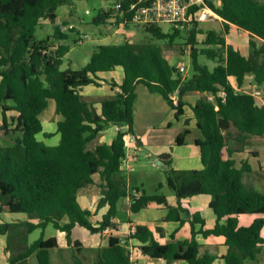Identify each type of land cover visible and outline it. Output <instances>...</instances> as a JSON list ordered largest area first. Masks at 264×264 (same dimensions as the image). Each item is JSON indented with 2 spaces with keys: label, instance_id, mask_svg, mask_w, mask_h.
Masks as SVG:
<instances>
[{
  "label": "trees",
  "instance_id": "1",
  "mask_svg": "<svg viewBox=\"0 0 264 264\" xmlns=\"http://www.w3.org/2000/svg\"><path fill=\"white\" fill-rule=\"evenodd\" d=\"M73 1L76 0H0L1 131L14 136L11 142L0 144V214H26L39 220L24 224L28 232L53 225L66 234L68 244L80 254L83 245L73 239L74 230L81 228L101 235L107 229H115L118 204L130 196V210L134 214L156 203L170 210L165 222H180L184 226L187 220L181 214L190 218V237L177 240L175 232L168 243L159 241L165 232L162 227L153 231L146 225L136 226L128 240L141 244L138 249L142 255L164 259L167 264H216L218 258L226 264L256 260L264 245V193L244 183V175L251 173L252 167L247 161L238 167L233 158L237 149L229 145L232 127L239 131L238 142L243 145L249 136H264V105L258 104L254 94L243 90L249 76L259 87L264 85V0H220L219 6L210 3L223 20V29L209 30L202 42L198 39L204 34L201 23L171 31L144 27L155 40L175 45L183 39L184 47L192 46L190 77H184L170 64L161 45L129 41L99 46L81 70H61L70 51L65 44L68 34L56 27L53 37L57 45H53L51 38L36 41L35 36L43 19L55 21L58 8ZM123 2L127 9L128 0ZM111 14V9L101 11L94 23H106ZM122 22L125 26L133 25L131 14L127 13L125 19L118 17L115 23ZM232 25L249 33L248 55L227 44ZM181 52L184 54V48ZM200 56L215 61L217 66L211 70L202 65ZM118 67L124 72L121 92L96 103L88 102L80 93L82 88L100 87L98 74ZM231 77H235L238 88L232 85ZM141 84L151 93L162 95L176 110L178 119L185 114L183 98L187 93L197 91L206 95L192 107L201 133L195 144L204 168L178 170L172 166L171 154L161 156L166 163L167 185L177 198V206L169 205L167 196L160 193L163 183L158 184L155 194H140L139 188L128 186L123 174L125 136L134 132L136 89ZM117 86L112 83V88ZM175 92L179 93L178 105L171 100ZM49 100L56 102V113L62 116L57 123V145L38 139L44 132L41 117ZM10 112L15 116L9 118ZM110 125L128 130L120 131L111 144L90 149ZM189 134L190 130L185 129L176 144L184 145ZM44 137L51 138L52 134L44 133ZM97 173L102 179L103 195L98 208L108 205L109 210L102 221L94 224L91 211L79 204L78 193L94 183ZM202 195L212 198L209 207L216 216L213 228L206 227L199 211L191 213L183 206V200ZM246 216L251 217L247 224L242 222ZM15 226L0 224V235L7 236ZM199 235L205 239L223 238L226 252L220 257L201 253ZM58 246L56 237H42L12 257L9 264H20L33 255L39 264H51L50 250ZM98 250L94 264H135L128 245L117 236H110L107 246ZM74 257L76 264H82L77 255Z\"/></svg>",
  "mask_w": 264,
  "mask_h": 264
},
{
  "label": "rangeland",
  "instance_id": "2",
  "mask_svg": "<svg viewBox=\"0 0 264 264\" xmlns=\"http://www.w3.org/2000/svg\"><path fill=\"white\" fill-rule=\"evenodd\" d=\"M116 4L117 2L114 0H76L66 3L58 8L56 12L57 18L55 21L45 19L42 20L41 25L37 28L35 39L36 41H41L51 38L53 45H57V41L53 37L55 34V28L60 27L63 32L68 34V39L65 41V44L70 47V51L64 58V62L60 67L63 71L68 69H83L90 62L92 55L101 45L122 44L129 41L132 43H156L161 45L166 58L169 59L174 67L179 68L184 66L187 69L189 76L192 75L193 68L191 58L189 55H185L181 52L182 48H184L183 39H179L175 45H169L167 42L158 41L152 38L146 33L143 26L134 24L130 26L117 25L114 20H108L106 23L101 25L94 23L95 18L101 11L114 8ZM87 11H89V13H87ZM200 25L204 34L200 35L198 38L199 42L206 39V33L209 30L219 31L223 29V24L220 20H213L201 23ZM162 29L164 31L172 30L168 26H162ZM247 39L248 37L241 36L236 30H233L228 36L229 44L241 49L244 53H248L250 51L248 46L249 44L246 42ZM202 47L203 46H201V48ZM199 61L202 65L209 66L211 70L217 66L215 61L210 60L205 56H200ZM233 82L236 85L235 81ZM247 84L248 87L246 90L249 93L254 94L258 101H261L260 97L264 94V85L259 87L252 79H250ZM92 89H95V87H92ZM58 117L62 119V117L56 113V102L54 100H49V106L42 119L46 122L47 119H58ZM109 127L112 128V125ZM237 132L239 131L234 127L230 129V133L233 138L234 135H237ZM13 137L14 136L6 135L4 131H1L0 126V144H7L11 142ZM233 138H230V145L233 147L236 145L238 151L243 149L237 154L238 166H242L244 161H248L252 166V172L244 175V183L251 188L264 193V137L249 138V140L246 141L248 143L247 146L245 145L246 143L243 145L240 144V142L233 141ZM131 167H134L135 170L133 169L129 171L125 177L131 186H137L141 189L143 188L147 194H155L158 192V184L163 183L164 187L160 193H164L170 199L175 197V194L167 185L166 172L152 161L147 152L141 153L138 160L132 161ZM209 198L212 199L209 196L188 199L186 205H191L193 208H199L197 204H199L200 201H204ZM200 210H202L204 216L206 217L208 226L212 227L214 224L211 222V217L213 216L215 218L212 210L207 207ZM22 215L24 214H0V224L11 223L16 225L6 236L7 248L5 251L10 252V259L24 251L27 247L42 237L45 239L56 237L59 241V246L56 249L50 250L51 264H76L74 255H77L82 264H94L98 259V249L102 248V245L105 246L107 244L109 235H115V231H119V228L116 225V228L113 231H108V233L103 234L104 236L98 235L97 239L99 237V247L98 249H92L91 243L95 244L96 236L92 234L87 235V231L85 229L76 230L74 232V238L76 240H80L83 245V248L81 249L82 252L79 254L76 249H73V247L66 244L64 238H62L63 234L56 230L53 225H49L45 230L36 229L32 232H28V229L24 224L29 220V217ZM119 215L124 217L127 216L121 213ZM147 216H151V219L156 220L158 212L152 209L147 211L144 210L141 212V215L137 214L136 218H148ZM243 220L244 223H248L251 220V217L247 216ZM122 238L124 240L123 242L128 245L133 260L137 263H141L140 254L136 249V246L128 242L127 235ZM201 251L202 253H213L215 255H219L222 251L221 241H203ZM21 264H39V262L35 256H32L29 261L22 262ZM180 264L186 263L180 262ZM217 264L226 263L219 260ZM245 264H264V245L261 248V252L257 255V259H248L245 261Z\"/></svg>",
  "mask_w": 264,
  "mask_h": 264
},
{
  "label": "crops",
  "instance_id": "3",
  "mask_svg": "<svg viewBox=\"0 0 264 264\" xmlns=\"http://www.w3.org/2000/svg\"><path fill=\"white\" fill-rule=\"evenodd\" d=\"M45 20H48V19H45ZM220 22L223 24L222 19L220 20ZM233 30H236L241 36L248 37L246 42L249 44L250 37H249L248 32L238 28L235 25L231 26L230 34L232 33ZM229 35H227V37H226L227 44H229V42H228V36ZM61 42L63 43V41H61ZM235 48L238 49L239 51H241V53L243 55H248L250 52L249 51L248 53H244L241 49H239L237 47H235ZM53 49H55V48H53ZM170 64H171V62H170ZM98 79H99L98 82L101 84L100 87L95 86V85H90V86L82 88V90L80 91V93L84 96V98L88 102L96 103V102H99L103 99H106L108 97L114 96L115 94L119 93V90H120L119 86L123 83V79H124L123 68L118 67L114 71L100 73V74H98ZM250 79L253 80V76H249L247 78V82L250 81ZM230 81L235 88H238L235 77H231ZM233 81H235L236 85L234 84ZM0 82H1V78H0ZM112 83H116L118 86L116 88H112ZM92 87H95V89H92ZM247 87H248V84L246 83V85L243 88V90L246 92H248L246 90ZM136 93H137V99H136L135 106H134L135 126H134V132L130 133L136 137V144H135L136 150H133L131 152V155L135 154L137 156V160H138L141 153L147 152L149 157H151L152 161L155 164H157L159 167H161V169H163L164 171L166 170V163L161 158V156L164 154H171L172 155V159H173L172 166L175 169H178V170H200V169H203L204 166L202 164L201 153H200L199 148L195 144L196 139L201 136V133L197 127V120L195 118L192 107L195 106V104L202 97H204L206 95H203L197 91L187 93L183 98V100L186 103V106L184 107L185 114L181 118L178 119V118H176V110L172 108V106L162 97V95H160L158 93H151L148 90V88H146L142 84L138 85V87L136 89ZM209 98L213 99V97H211V96ZM256 100H257V98H256ZM257 102H258V104H261L262 101L257 100ZM7 115L9 118H11V116H15V114L13 112L8 113ZM43 115H42V117H43ZM60 120H62L60 117H58V119H55V118L54 119H47L46 122L42 119L43 126H44V132L38 136V139L43 140L48 145L59 144L60 135L57 133V123ZM186 121L189 122L188 125L186 124ZM2 123H3V115H2V112L0 111V126L2 125ZM118 126L120 127V125H112V128L108 127L103 132H101L100 135L98 136V138L90 145V149H94L99 144H104V143L111 144L113 142V140L115 139V137L117 136V134L120 132L118 130V128H119ZM185 129H189L190 134L187 136L186 142L184 145H181V146L177 145L176 144L177 137ZM127 130H128L127 127L121 126L122 132L127 131ZM44 133L52 134V137L51 138H45ZM251 137L261 138L259 136H249L246 139V141H248L249 138H251ZM232 138H233V136H231V139ZM238 138H241V135L239 132H237L236 136L234 135L233 141L238 142ZM237 142H235V143H237ZM245 143H246L245 145L247 146L248 143L247 142H245ZM229 146L231 149H233V148L237 149L236 145L234 147L232 145H229ZM242 150L243 149H240L239 151L237 150L234 153L233 158H235L236 161H237V154ZM227 155L228 154L225 153L226 157H227ZM131 162H130V166H131ZM238 167H241V166H238ZM131 169L133 170L134 167H131ZM122 170H123L124 176L126 177V174L129 171H127L125 168H122ZM93 180H94L93 184H91V185H89V186H87V187H85L79 191L78 202L83 209L91 211L92 216L90 217V220L92 222L94 221L93 222L94 224H97L98 222L102 221L103 216L109 210V206L106 205L103 208H100V209L98 208L99 201L103 196L102 195V186H101L102 185V179H101L100 174L99 173L95 174L93 176ZM127 183H128L129 187L138 188L137 186H131L129 184L128 180H127ZM139 189H140V194H141L142 191H144V190H143V188L142 189L139 188ZM202 196H206V195H202ZM202 196H196V197L189 198V199L199 198ZM167 198H168V204L169 205L177 206L178 201H177L176 196L172 197L171 199L167 196ZM187 200L188 199L182 201L183 206L188 208L191 213H195V212L199 211L202 214V217L206 220V227L207 228H213L216 224V216L214 215L215 216V218H214L211 215L212 216L211 222L214 225L212 227H209L206 217L204 216L202 210H200V209H205L206 207L208 209H210L209 205H210V202L212 199L209 198V199H206L204 201H200V203L197 204V206L199 208H195V207L193 208L191 205L190 206L186 205ZM130 206H131L130 196L123 198L119 202V204H118V216L114 219V222L118 226L119 231H115L116 234L115 235H109V237L110 236H117L122 241H124L122 237L127 235L129 238V236L132 233H134L135 228L138 225H146L149 228H151L153 231H156L157 227H162L165 231L164 236L159 237V241H161L162 243L170 242L171 241V235L175 232H176V239L177 240L187 239L191 235V228H190V224L188 222L190 220V218L188 219L186 217V215L183 213L181 214V217L183 219H186L187 222L184 226H181L180 222H175V221L165 222L164 221V219L169 215V212H170L169 208L165 205H158L156 203H153L149 208L144 209L146 211L149 209L157 211L158 216L156 217V220L151 219V216L150 217L147 216L149 219L148 218L137 219L136 218L137 214L141 215V212L144 210L140 211L137 214H134L131 212ZM120 213L127 215V216H125V217L120 216L119 215ZM2 214H6V213H2ZM8 214H10V213H8ZM22 216L29 217L26 214H24ZM246 217H243V219ZM243 219H242V222L244 223ZM27 222L38 223L39 220L29 218V220ZM64 222H67V220H65ZM245 224H247V223H245ZM200 228H201V225L198 224L196 226V229L199 230ZM79 229H81V228H76L74 230V232L76 230H79ZM113 230L114 229H111L109 231H113ZM81 232H84V231H81ZM61 233L63 234L62 238H64L66 244L68 246H70L67 242L66 234L64 232H61ZM86 234L90 235L91 233L89 231H87ZM103 234H105V233H103ZM103 234H101L99 236H104ZM95 236H96L95 244L91 243L92 249L93 248L98 249V247H99V237L97 239L98 235H95ZM128 238H127V240H128ZM73 239L76 240L74 238V234H73ZM108 240H109V238L107 239V241ZM198 240L202 246H203V241L206 242L208 240H220L222 251L219 255H216V256L220 257L221 255H223L226 252V248L224 246V239L223 238L211 237L209 239H205L201 235H199ZM6 241H7L6 236L0 235V264H9V262H10V258H9L10 252L5 251V249L7 248ZM128 242H130V244L135 245L136 249L138 250V252L140 254L141 263L140 262L137 263L134 261L135 264H167V262L164 259H152L148 256L142 255L138 249V247L141 244L137 240L130 239V240H128ZM58 243H59V241H58ZM107 244H108V242H107ZM107 244L105 246H107ZM105 246L102 245V248ZM54 249H56V248H54ZM201 253H202V251H201ZM211 254H213V253H211ZM33 256H35V255H33ZM50 257H51V254H50ZM29 259H27L26 261H29ZM219 260L223 261L222 259L218 258L216 261V264ZM51 263H52V261H51ZM175 263L180 264V262H175Z\"/></svg>",
  "mask_w": 264,
  "mask_h": 264
},
{
  "label": "built area",
  "instance_id": "4",
  "mask_svg": "<svg viewBox=\"0 0 264 264\" xmlns=\"http://www.w3.org/2000/svg\"><path fill=\"white\" fill-rule=\"evenodd\" d=\"M210 3L219 6L220 0L214 2L210 0H128V8L125 9L123 0L117 1L114 8H111L112 14L109 20L117 21V18L125 19L126 14H131V22L138 26H168L172 30H183L191 27L194 23H205L213 20H221V18L213 11ZM89 13V11H87ZM123 26L125 23L122 22ZM192 46L184 47V54L191 56ZM184 77H189V73L184 66L178 68ZM121 90H119V93ZM178 92L171 95L174 105H178ZM256 97V96H255ZM261 104L264 105V97L261 95ZM119 127V126H118ZM121 131V126L118 128ZM126 157L123 160L122 168L127 171L132 170L131 161L137 160L135 154L136 137L133 134L125 136ZM110 229L104 231L108 233Z\"/></svg>",
  "mask_w": 264,
  "mask_h": 264
},
{
  "label": "water",
  "instance_id": "5",
  "mask_svg": "<svg viewBox=\"0 0 264 264\" xmlns=\"http://www.w3.org/2000/svg\"><path fill=\"white\" fill-rule=\"evenodd\" d=\"M210 1L214 2L215 0H210Z\"/></svg>",
  "mask_w": 264,
  "mask_h": 264
}]
</instances>
